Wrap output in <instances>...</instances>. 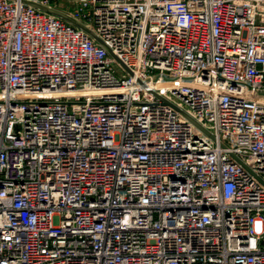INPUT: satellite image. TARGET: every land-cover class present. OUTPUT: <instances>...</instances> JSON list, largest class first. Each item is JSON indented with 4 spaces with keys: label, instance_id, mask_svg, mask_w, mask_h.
<instances>
[{
    "label": "built area",
    "instance_id": "2783aa9c",
    "mask_svg": "<svg viewBox=\"0 0 264 264\" xmlns=\"http://www.w3.org/2000/svg\"><path fill=\"white\" fill-rule=\"evenodd\" d=\"M67 1L113 54L0 0V264H264V0Z\"/></svg>",
    "mask_w": 264,
    "mask_h": 264
},
{
    "label": "water",
    "instance_id": "95a60500",
    "mask_svg": "<svg viewBox=\"0 0 264 264\" xmlns=\"http://www.w3.org/2000/svg\"><path fill=\"white\" fill-rule=\"evenodd\" d=\"M32 4H34L35 6H38V7H40V8H42V9H44V10H46V11H49V12H51V13H54V14H56V15H59V16H61V17H63V18H65L66 20H68V21H70V22H72V23H74V24H76V25H78V26H80V27H82V28H84L85 30H87L91 35H93L101 44H103L107 49H108V51L110 52V53H112L113 54V52H112V50L110 49V47L99 37V36H97L92 30H90L85 24H83L81 21H79L78 19H76V18H74V17H72V16H70L69 14H67L66 12H64V11H62V10H60V9H57V8H54V7H50V6H47V5H44V4H41V3H38V2H31ZM115 56V55H114ZM117 58V57H116ZM118 59V58H117ZM119 60V59H118ZM164 100V102H166V103H169V104H171V105H173L174 106V104H172V103H170L168 100H166V99H163ZM175 108H177L179 111H181V112H183L179 107H177V106H175ZM184 113V112H183ZM196 124H198L199 125V123L198 122H196L194 119H192ZM236 157V159L237 160H239L240 162H241V160L237 157V156H235Z\"/></svg>",
    "mask_w": 264,
    "mask_h": 264
},
{
    "label": "rangeland",
    "instance_id": "374dc122",
    "mask_svg": "<svg viewBox=\"0 0 264 264\" xmlns=\"http://www.w3.org/2000/svg\"><path fill=\"white\" fill-rule=\"evenodd\" d=\"M50 2L61 10H69L72 9V4L69 3L67 0H50Z\"/></svg>",
    "mask_w": 264,
    "mask_h": 264
}]
</instances>
